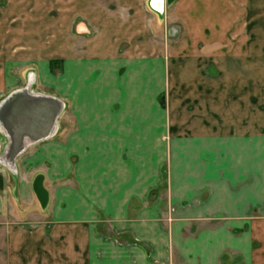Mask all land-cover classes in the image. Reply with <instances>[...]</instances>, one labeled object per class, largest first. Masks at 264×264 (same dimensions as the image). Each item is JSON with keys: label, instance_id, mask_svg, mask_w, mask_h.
I'll return each mask as SVG.
<instances>
[{"label": "crops", "instance_id": "1", "mask_svg": "<svg viewBox=\"0 0 264 264\" xmlns=\"http://www.w3.org/2000/svg\"><path fill=\"white\" fill-rule=\"evenodd\" d=\"M241 1L173 0L188 5L164 20L144 0L58 6L55 73L36 60L27 75L29 92L61 102L54 124L9 112L19 148L11 162L3 160L8 134L0 125V264H264V129L255 123L252 63H232L231 91H208L206 63L191 72L171 57L169 80L179 72L197 87L169 96L195 103L164 108L159 98L160 52L178 43L163 37L173 27L179 50L205 52L206 5H218L216 19L226 21L212 30L230 35L233 60L250 50L241 41L249 32L240 31L249 22L240 20L256 10L241 13ZM207 93L232 99L231 123L220 122L222 111L216 123L204 118L213 114L200 113ZM42 102L56 109L52 99Z\"/></svg>", "mask_w": 264, "mask_h": 264}, {"label": "rangeland", "instance_id": "2", "mask_svg": "<svg viewBox=\"0 0 264 264\" xmlns=\"http://www.w3.org/2000/svg\"><path fill=\"white\" fill-rule=\"evenodd\" d=\"M66 1L67 0H0V99L12 89L28 86L30 81L27 75L33 78L36 60L43 62L47 60L49 70L51 73H55L57 61L52 57L54 55L57 29L59 30L62 27L60 26L62 18L58 6L64 2V6L71 9V4L66 3ZM166 1V4H162L157 0H144V6L148 11L157 12L159 18L164 20L168 18V15H166L167 11L173 12L180 9L182 10L183 6L188 5H182L183 3L177 5L172 2L173 0ZM164 5L165 11L162 12ZM217 6L216 4L206 5V11L208 13L206 21L209 27L207 31L208 33L211 32L212 35L207 36L205 52L204 50H202V52L196 51L193 47L185 51V53L184 49L183 52L179 50L182 47L185 48L184 45H182V41H179L182 37L177 29H173L171 26V30L169 28L167 35L163 37L164 40L168 41L169 39L171 42L174 40L175 43H178L171 47V51L167 52L163 49V51L160 52L162 58L165 59V61H163V63L165 62L164 82L159 93L160 103L164 108L168 106L172 107L173 105L177 107L178 105V107L183 108L186 106L189 110H191L192 104L195 103V100L186 97L187 103L183 106H179L181 100L176 96H169V92L170 94H173V92L177 94L180 92L190 94V91L193 90L192 88L195 89L197 86L195 87L196 84L190 83V77L186 79L179 72H177L178 76H173L174 79H170L172 83L169 82V76L166 73V59L172 57L169 62L177 59L180 61L176 63H188L187 66L188 69L192 70L191 72H194L196 68L195 63H206L201 67V72L202 76L208 79V83L203 84V87L208 89V91H217V86L220 88H227L228 91H231L232 63H240L239 65H241V63H252L251 75L255 79V92L252 95L254 99L252 101L256 104L255 123L257 125V130L259 128L264 129V0H251L249 4L246 3V0L241 1V13L246 11L248 8L247 6L250 8L249 11L253 9L256 11L254 16L252 15L254 19L249 21L240 20L241 25H243L244 22H246V24L249 22L247 28L240 26L241 33L246 29V34H248V32L250 34L249 38L246 35H241V41L245 40L244 43L246 44L247 40H250L251 45L249 46V51L240 52L238 61L232 58V55L234 57L236 56L232 54L230 35L223 37V39L220 37L219 39V35H216L215 30H212L217 23L219 29H221V24L223 22L226 24L225 20L218 21L216 19V16L219 17L216 9ZM228 14L231 16V11H229ZM67 18L65 14V25L71 21H69V18L67 20ZM170 19L171 18H169V21L172 22ZM69 27L68 28L71 30L72 27ZM245 32L243 34H245ZM219 40H223L224 44H222V46L219 44ZM253 40L254 42L252 44ZM219 47H224V50L222 51ZM219 63H225V66L219 67ZM179 70L180 68H178V71ZM243 70L245 71V69ZM9 76H14L12 78L16 80L15 83H12L13 80L8 81ZM216 77H222L223 82L221 83L219 80L216 82ZM8 82L11 83L8 84ZM38 87L42 88L40 85ZM207 95L211 98L203 100L204 105L201 107L200 113L203 114V109L207 108L209 111H213V114L204 116V118L207 120L209 119V121L213 119V123H216L215 120L219 117H216L214 113L217 112V114L220 115L222 111V120L219 118L220 122L222 121L225 125L231 123L230 113L234 105L232 99L225 96L222 102L214 98L216 93L211 96L207 93ZM196 102L199 103V101ZM261 153L260 147H257V157H259ZM259 162H261V160H259Z\"/></svg>", "mask_w": 264, "mask_h": 264}, {"label": "water", "instance_id": "3", "mask_svg": "<svg viewBox=\"0 0 264 264\" xmlns=\"http://www.w3.org/2000/svg\"><path fill=\"white\" fill-rule=\"evenodd\" d=\"M24 94H30L32 97H25L23 99L22 97L24 96L22 95ZM43 99H52L54 104L56 102V109H52L54 106L51 105L50 102L43 104ZM60 107L61 102L53 95H44L40 92H29L28 86L12 89L4 97H2L0 99V125L5 127V132L8 134V144L6 145L3 160L9 158L10 160L8 159V161L11 162L12 155L19 150V148L15 145L17 142L15 140V136L11 132V128H9V126L13 124V121L10 119L8 114L9 112L12 113L14 110H18L19 113L26 114L27 118H29L31 113L38 114L40 119L39 121H44L46 118H50V124L53 125L54 116ZM24 134L26 133H23V135Z\"/></svg>", "mask_w": 264, "mask_h": 264}, {"label": "snow or ice", "instance_id": "4", "mask_svg": "<svg viewBox=\"0 0 264 264\" xmlns=\"http://www.w3.org/2000/svg\"><path fill=\"white\" fill-rule=\"evenodd\" d=\"M154 6H155V4H154Z\"/></svg>", "mask_w": 264, "mask_h": 264}, {"label": "trees", "instance_id": "5", "mask_svg": "<svg viewBox=\"0 0 264 264\" xmlns=\"http://www.w3.org/2000/svg\"><path fill=\"white\" fill-rule=\"evenodd\" d=\"M52 62V61H51ZM50 63V62H49Z\"/></svg>", "mask_w": 264, "mask_h": 264}]
</instances>
